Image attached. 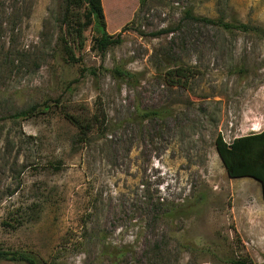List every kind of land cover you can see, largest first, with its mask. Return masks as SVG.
<instances>
[{"label": "rangeland", "instance_id": "1", "mask_svg": "<svg viewBox=\"0 0 264 264\" xmlns=\"http://www.w3.org/2000/svg\"><path fill=\"white\" fill-rule=\"evenodd\" d=\"M102 4L121 44L92 51L93 14L70 0L69 63L62 0H0V245L62 264H264L262 185L229 177L216 148L264 130V0ZM63 111L93 119L85 141Z\"/></svg>", "mask_w": 264, "mask_h": 264}, {"label": "trees", "instance_id": "2", "mask_svg": "<svg viewBox=\"0 0 264 264\" xmlns=\"http://www.w3.org/2000/svg\"><path fill=\"white\" fill-rule=\"evenodd\" d=\"M89 6L94 17V35L92 39L91 50L100 54H105L111 47L121 44V35H111L107 31L105 13L102 0H84ZM70 0H62L63 11L60 17L59 33L57 45L62 57L69 63H79L82 57H77L73 48L68 43L63 24L68 15ZM147 0H140L141 7L146 4ZM206 21H212L207 19ZM227 26V24H224ZM228 27V26H227ZM121 77H127L129 74L121 69L117 70ZM51 109L48 101L39 105H33L27 109L16 112L12 117L15 119H29L41 113H47ZM66 119L74 125L79 131V137L85 141L93 130L94 121L91 118H81L63 111ZM216 148L218 154L231 178H254L261 182L264 191V130L258 133L235 138L228 143L222 135L216 139ZM56 169L59 165L51 164ZM50 165V166H51ZM33 208L19 210L18 212L9 213L3 224L12 229L22 226L25 222L32 219ZM18 263V264H62L59 257L46 259L33 250L15 249L0 245V264ZM232 264H254L248 257L233 259Z\"/></svg>", "mask_w": 264, "mask_h": 264}, {"label": "water", "instance_id": "3", "mask_svg": "<svg viewBox=\"0 0 264 264\" xmlns=\"http://www.w3.org/2000/svg\"><path fill=\"white\" fill-rule=\"evenodd\" d=\"M261 183V182H260ZM262 185V184H261ZM262 194H263V197H264V191H263V188H262Z\"/></svg>", "mask_w": 264, "mask_h": 264}]
</instances>
